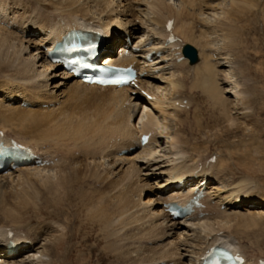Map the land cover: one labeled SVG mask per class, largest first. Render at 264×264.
<instances>
[{
	"label": "bare ground",
	"instance_id": "1",
	"mask_svg": "<svg viewBox=\"0 0 264 264\" xmlns=\"http://www.w3.org/2000/svg\"><path fill=\"white\" fill-rule=\"evenodd\" d=\"M16 1L0 0V68L3 65L7 66L15 73L14 79H12L13 80L12 83L15 84L16 82L18 87L19 85L26 86V88L36 91L38 93V96L33 95L34 98L30 97L29 91H28L29 93H26L27 91H23V90L15 91V87L13 88L12 85H6L0 88V105L2 106L3 101H6L8 103V106L11 107L15 106L14 109L15 112L16 110H20L21 112H23V110L25 111V109H30V110L38 109L39 107H43L42 103H45L46 102L45 100H47L48 98L47 96H45L46 93L45 91L47 89L46 87L51 85V84L48 85L47 83L48 78L53 79L54 77L55 78L61 77V79H64L65 81H72V84H70L71 85L70 93L67 94L65 99H62L60 102L63 104V106L66 108L67 111L63 110L64 108L62 109L60 107L63 111L60 110L58 112L56 110L57 114L54 116H51V114H53L54 111H51L50 116L41 115L40 117H36L33 115L35 113L30 114L31 116L33 115L32 118H30L32 123L37 124L40 121L42 123H44L43 121H46L48 123L49 120L54 119L56 120V123L58 121H62L60 123L65 124L60 126L61 127L59 128L60 131L59 129H56L59 131L58 135L60 137L57 139H56V135H57L56 130L51 128L55 131L56 140L54 142H50V143L48 142L49 144L52 145L53 148L50 145L47 146L52 148V150L50 148H48V150L46 151L35 150L36 152H42V153L47 152V153H53L55 155L59 154L58 161L49 167H38L32 164V165L19 166L13 170L8 171L5 174L4 173L0 174V185L5 184L6 182L8 183V181L12 182V180L10 179H13L15 181L22 180V182L23 181L27 182V184L28 183H30L31 185L33 184L32 187L38 185V188L36 187H34L35 189L33 188V190L36 192L37 195L39 194L40 191H45V192L48 191L50 194H52V198H51L52 200H50L49 198L43 199L44 200L43 204L45 206L42 205L41 207L44 209L47 208L51 209L52 213H54L57 210L56 213L58 218L57 229L53 233L48 235L47 238L46 237L42 238L39 237V233L43 232L42 228H40L37 231L31 226L30 228L29 225L26 227L24 226L26 224L24 222H28V224H30L28 219H25V216H20V213L15 214L14 212H12L13 210L12 211L4 210L0 212V264H32L33 261H35L33 262V264H43L45 260V255L43 254L44 249H42L43 250L42 252H38L36 250L39 249V247H41L42 245H45V243L49 240H52L51 242L52 248H60L63 250L61 251L62 255L63 254L66 255L67 243H68L67 237L69 231L72 230V228L70 229L68 226H71V224L69 225V223H72L73 221L70 219L71 220L70 222H67L68 220L67 221L62 220L63 223L60 222L59 217L62 215L63 210L59 207L61 201L64 200L63 198H61L62 193L64 194V197L68 196L71 199L69 201H75L76 199H78L81 200V202H83L84 200L83 196H87L85 195V193L87 192H84L83 190H79V191H77V189L75 190L73 187V183H71V180L73 178H77L78 175L76 172L77 169L76 171L72 169L75 166L72 165L73 163H71L72 161L70 160L72 155L76 156L73 154L74 152L73 149H78V148H80L81 150L83 149L85 151V155L88 154V156L86 157L87 159L90 155L94 156V153L96 154L95 150L98 151V154L101 153L103 156H105L106 154H104V152L110 148L108 146L104 147L102 145L103 144L102 140L104 139L105 136L108 135L107 130L109 129V127L108 128L102 127V125L105 123V120H107L108 118L107 117L96 118V116L93 115L94 120H91L87 123H76L75 122L77 120L75 116L76 114L74 115V113L71 111V105H69L70 106L69 108L67 107L68 102L70 103V101L72 100H77L74 99V95L76 98L85 101H90V100L93 101L95 100V98L108 97V99L113 100L115 102L114 104H118L120 106L125 105L124 110L127 113L126 116L127 123L125 124L126 128L125 127L123 128V132H122L123 135L118 133H113L117 135L122 142H120L119 144H114L113 146H115V148L121 147V149H126L125 156L122 155V161H124V165L128 164V166L126 167L128 174L126 180H128L129 178L133 179L135 176L137 178L139 177V174L142 171H145L143 175L146 180L148 179V177H150L149 176L150 174L151 175L155 174L157 175V177L163 178V181L158 184L154 197H151L149 195L146 196L147 198L145 197L142 198L141 194L143 193L144 190L141 189L139 194L140 199L137 205H135L134 202L133 204L130 203L131 204L130 206H126V207L123 206L122 208L125 209H123L124 211H122L121 213L128 216L129 212L134 210L133 208L137 209V207L139 208V206L146 205L147 206L146 208L143 207L144 209L147 210L146 213L143 212L141 209L140 210L146 214L147 221L148 219L150 220L148 221L150 222V225L147 224L149 225V229H153V231L160 230L161 231L160 236L163 239H167L168 237L174 234L176 235L174 239L167 241V243H163L161 245L159 244L160 247L165 246V248L163 249V251L166 250L165 254L167 253L166 254L167 257L165 258H168L169 255L170 256L174 255L173 257H175L176 255V259L178 258L176 264H200L201 257L205 254L206 250L212 245L227 246L235 251H239L242 253L240 246H238L234 242V239L231 238L232 236L224 232L225 230L229 231L232 225L231 220L235 219V217L236 218L239 217L240 219H243V221L245 219L250 220L251 223H253L254 220H256L257 218H264V199L254 198V196L250 194L248 187H246L247 189H245L244 191H242V189L239 188L240 185L242 184L247 186L246 183L244 182L249 183V181L244 180L246 177L243 180H241L242 178H240L241 182L239 181L236 187L234 186V188H232L231 190L229 188L228 190H226L229 182L224 181L227 184L221 185L222 178L220 179V175L218 174L217 171L215 172L211 171V173H208V171L205 169L195 170L194 167L195 164L193 161L195 158L192 159L193 156L191 158L188 157L189 156L187 155L188 152L185 151L188 148H185L184 150V148L182 149V146L180 145L182 139H184L180 137V130H178V126L182 125V121H180L177 118L178 111L180 110L181 107L179 105H175V103L176 101L181 102L184 98L182 97L180 99L175 94V91L178 90L181 92L180 88L183 87V83L181 81L182 78L180 77H184L186 75L183 73L184 69L182 68L188 63H187V59L181 58L182 53L180 52V50L179 51L176 50L175 47L176 45H178V36L182 35L185 39L190 38L189 37L190 23L188 18L189 17L191 18V13L185 12V11L188 12L186 6L183 4L180 5L175 10L176 13H170V12L166 13L163 18L164 20L163 21L161 16H159L160 13L162 12L161 6L166 4L168 5V3L163 2L161 0H125L127 2L126 4L127 7L125 4L124 5L121 4L122 0H119L118 4H115L116 0L115 1L114 0H53L52 4L47 0H33V1L30 0L27 3V5L20 4L23 2L22 0H18L17 2ZM238 1L240 2L241 0H229L228 1L230 6L229 8L231 9L236 7ZM130 3L131 4L135 3V5L136 4L144 5L145 9L143 8L132 12L133 7L130 6ZM217 4L221 5L220 3ZM51 7H53V10L47 12V10ZM217 14L220 13L218 12L200 13L201 18L206 22L209 20L210 26H213L210 35L216 34L220 31L221 33L222 31L223 32L226 31L225 29L229 25V21H225L224 16L220 24L219 22L221 21V15L219 17V15ZM128 17L130 18L127 19ZM169 20L172 22V25L170 26L169 31H167L165 30V25ZM80 26L90 28L91 30L101 31L103 38H105L106 36L108 43V47L105 50L106 55H103L99 63L102 65L108 64L110 62H114L116 64H122V65L133 64V66L138 68L139 70L140 76L138 79V84L142 89L146 90L150 94L152 99H148L146 96L142 95L140 93V90L136 88H129V87L119 88L113 86L100 88L98 86H88L86 84L81 83L77 79H74L71 75L63 72L58 65L50 64L47 61L46 59L47 46L50 48L53 42L52 40L56 36L57 37L62 36L66 31L71 30L72 27H80ZM11 29H15L17 33L12 32ZM164 33L166 34V37L164 39L163 38L161 39V36H164ZM122 34H124V36ZM126 35L130 36L132 42L131 45L128 42H126V40H124ZM169 35H172L174 38V41H170L172 42L170 44H168L166 41ZM223 42L225 43L228 41L223 40ZM227 46L229 45L227 44ZM116 48L117 51H115ZM125 49L129 53L128 55L123 56L122 52L125 51ZM114 52L120 53V56L114 58L113 57ZM215 55H217V53ZM198 56H199V62L193 65L194 67L192 66L191 69L192 68L194 69V74L196 75V77L201 78L205 86L204 92H208L209 93L208 96H211L215 104L219 107V109L217 110H219L220 120L222 122H226V124L234 125L236 123L234 122L236 121V116L234 117L232 113H236L237 115L241 114V117L239 118H245V120H247L246 118H251L253 116V111H255L253 105L255 103V98L257 97H254L253 92L252 93L250 92L251 90L250 91L234 90L233 92H231V89L234 88V86L236 88L240 86L239 80L234 79V74L232 73L233 66L228 64V62L227 63L216 62L213 60L214 58H211L213 55L211 56V54L205 53L203 51L198 52ZM220 66L227 67L228 69L227 70L217 69V67ZM150 80H153L154 82ZM218 83H225V84L229 83L228 85H231V87L233 85L234 86L232 88L227 89L218 86ZM60 85H62L61 81L56 85L53 84L51 87H58ZM238 88L240 89V87ZM17 89H21V88H17ZM224 92L233 93V100H228L227 98H223L222 93ZM21 102H25V104H27L30 107L24 109L23 107L20 106ZM128 109H131L130 112L128 111ZM28 112L30 111H27V113ZM130 119H132L133 121L130 122ZM4 120L6 121V119ZM20 120L24 121V119L23 120L20 119ZM86 124L89 125L87 126ZM31 125L33 126V124ZM0 126L2 127V124H0ZM168 126H172L171 129ZM245 126H244L245 129H247L248 125L246 123ZM1 127H0V132L4 133L5 129L3 130ZM242 127H243V123H242ZM110 129L112 128L110 127ZM148 132H151V136L148 140V143L143 146L140 145L141 134ZM8 135L9 134L4 133L5 138H11ZM43 136H45V134ZM162 136L163 137L166 136L168 140L164 141ZM26 137L25 138L14 137V138L22 142L26 146L29 145L31 146V144L29 145L27 144L29 143L28 142L29 140L27 142L23 140L26 139ZM66 138L68 139L73 138L72 140L73 142L70 141V143H68V141H66L67 140ZM51 139L53 140V138H50L49 140ZM33 145L36 144L33 143ZM97 145H100V147L96 148ZM167 145L168 147H166ZM131 148H135V150L132 151L130 150ZM166 148H168L169 150L164 152ZM121 149L115 152L116 156L120 157L119 154ZM160 158H163V160H160ZM92 159L93 157L91 158V160ZM91 162L92 161H90L89 159V162L87 161V164ZM101 162L99 163L98 161L94 160V162H92L94 164L93 168L96 167L97 169L99 168L101 169L103 164V163L101 164ZM166 162H169V164L167 165L169 167L162 168L166 166V165H162L163 163ZM221 164H224V162L221 161ZM124 165L121 166L122 167L121 169H123ZM84 168H87V166L85 165ZM88 168L90 169V167ZM218 168L221 170L220 167ZM102 169L104 171V168ZM50 170L54 172L50 174L49 173ZM72 170L74 172L70 173ZM95 171L97 170L95 169ZM221 172L223 171L221 170ZM78 173H82V172H78ZM105 173L109 174L111 173V171L106 170ZM98 174H100L99 171ZM92 175L93 174H91L90 177ZM101 176L99 175V177ZM104 177L103 179H105ZM205 180H207L206 183L208 185L205 188L208 187V190L206 191L207 193L206 198L203 199V204H205V201L207 202V209L205 211L203 209H195V212H193L194 214L185 217L183 219L171 218L164 209L163 206L164 202L180 199L179 202L181 203V205H183L185 200L189 196H191V193L189 194L190 189H188L187 187L193 189L197 186H200L201 184L199 183L204 182ZM75 182H77V180H75ZM146 182L148 181H145V183ZM233 182L235 183L236 180ZM178 183L186 186V188L178 187ZM16 184L18 185V182L17 183L15 182L14 185ZM4 189H6V187ZM14 189L16 188L14 187ZM89 199L92 200L91 198ZM109 199L110 198H108L107 200ZM99 200H101V198H99ZM222 205L224 206L223 210H221L220 208ZM39 206L40 205H38V207L35 208L34 210L33 208H31V211L35 212L36 214L39 213L38 211ZM106 206L107 205L104 204L102 208L96 209V211H98V214L94 211L93 214H96L95 217H97V220L103 223L102 228L100 230L103 231L102 232L103 237L105 239H108V237L114 235L115 232H112L111 230L113 224L112 218L111 219L105 218V216L109 217V215L106 214L108 208ZM242 209L243 210L245 209L246 212L248 213L240 212ZM141 211L139 212L141 213ZM26 213H28V210L26 211ZM121 213L118 214L119 218L120 217H123L124 219L128 218L123 215L121 216L120 215ZM202 213L204 214L202 215ZM136 214L137 213L134 214L132 213L133 217L137 216ZM210 216H213L212 219L210 218ZM92 217L89 220L92 221ZM130 217L131 216H129V219ZM103 218H105L104 221L101 220ZM137 219L142 220L144 219V216L140 215ZM133 220L135 219L133 218ZM144 226L145 224L141 227ZM8 228H10L11 230L16 229L20 231L19 234L17 233L14 234L12 240L13 242H16L18 245L21 246L20 249L22 251L20 250H19L20 252L19 251L11 252L10 250L8 251L7 246L9 245V243H8L7 234H5L7 233ZM22 231H25L26 233L29 232V234H23ZM120 231L121 230L119 229V232ZM71 235H73V233ZM152 236L153 235H151V237ZM38 237L41 238L40 240L42 241L44 240V241L43 243H39L38 248H35ZM156 237L159 238L158 236ZM34 248H35V253L26 255L27 256L26 258H21V259L16 258L20 254H26V252L30 253V251H32V249ZM171 250L173 251L171 252ZM67 256L68 254L65 256L64 260H66ZM144 264H151V263L148 261V263H144ZM245 264H258V259L257 262L254 260L252 261L246 260Z\"/></svg>",
	"mask_w": 264,
	"mask_h": 264
},
{
	"label": "rangeland",
	"instance_id": "2",
	"mask_svg": "<svg viewBox=\"0 0 264 264\" xmlns=\"http://www.w3.org/2000/svg\"><path fill=\"white\" fill-rule=\"evenodd\" d=\"M22 1L24 3L23 2L22 3L18 2V3L27 5V3L30 0H22ZM47 1H49L52 4L53 0H47ZM161 1L168 3V5L166 4L167 6L166 5L161 6V11L163 13L161 12L159 16H161L162 20L166 13L169 12L176 13L175 10L182 4L185 5L188 10V12L187 11L185 12L191 13V18L190 17L188 18L190 23V30H189L190 38L185 39L182 35L178 36V45H176L175 48L181 46L182 43L188 42L191 43L195 48L197 47L196 49L198 52L203 51L205 53L211 54V56L214 54L211 58L215 57V59H217V61L220 63L228 62V64L233 66L232 73L234 74V79L239 80L240 86L238 87H240V89L238 87L236 88L234 85H233L234 88H232L233 86L231 87V85H228L229 83L226 84L218 83V86L227 89L232 88L231 92H233L234 90L235 91L251 90L250 92L251 93L253 92L254 97L258 98V99L255 98V103L253 105L255 111H253V116L251 118H246L247 120H245V118H239L241 117V114L237 115L236 113H232L234 117L236 116V121H234L236 123L234 125L226 124V122H222L219 118V110H217L219 109V107L215 104L212 97L208 96L209 93L204 92L205 86L201 78L196 77V75L194 74V69L193 68L191 69L192 66L186 64L182 68L184 69L183 73L186 75L184 77H180L182 78L181 81L183 83V87L180 88L181 92L178 90L175 91V94L180 99L182 97L183 98L186 97V99H188V105L191 104V107L189 109L183 111L182 109L184 108H180V110L178 111L177 118L180 121H182V125L178 126V130H180V137L185 139V141L184 139H182L183 144L182 142L180 143L182 149L184 148L185 150V148H188L189 150L188 149L185 150L186 152H188V154L186 153L187 155H189L188 157L191 158L193 156L192 159L195 158L193 160L195 164L194 165L195 170L205 169L208 171V173H211V171L212 172L217 171L218 174L220 175V179L222 178L221 185L223 184L225 185L227 184L226 182H229L228 184L229 187L226 185L227 186L226 190H228V188L231 190L232 188H234V186L236 187L239 181L241 182V180H243L246 177L247 179L245 178L244 180L249 181V183L243 181L244 183H246L247 186L242 184L240 185L239 188H241L242 191H244L245 189H247L246 187H248L250 194H252L254 198L264 199V0H244V1L241 0L240 2L239 1L237 2L236 7L231 9L229 8L230 7L228 3L229 0H199V1L187 0L188 2L186 0H161ZM115 2H116L115 4H118L119 0L118 1L116 0ZM217 3H220L221 5H218ZM121 4L126 5L127 2L125 0H122ZM130 6L133 7L132 12L143 8L145 9V6L141 4L135 5V3L134 4L130 3ZM52 10L53 7L49 8L47 12H50ZM201 12L220 13L217 14L219 15V17L221 15V21L219 22L220 24L224 16V20L229 21V25L225 29L226 31L224 32L222 31V33L220 31L218 32L220 34L216 33L210 35L213 26H210L209 20L207 21L208 22L207 23L201 18L200 16ZM225 17L228 20H226ZM129 18L130 17H128L127 19ZM11 31L16 32L15 29H11ZM220 35H222L223 37ZM165 37L166 34L164 33V36H161V39L162 38L164 39ZM223 40H226L228 42L224 43ZM229 41L231 44L229 43ZM226 43L229 46H227ZM179 48L177 49L178 51L180 50ZM215 52L217 53V55H215L216 54ZM217 69L227 70L228 68L220 66L217 67ZM14 74L15 73L7 66L5 65L1 66L0 88L6 85H12L13 88L15 87V91L23 90V91H27L26 93L29 92L32 93V94L29 93L30 97H33V95L38 96V93L36 91L26 88V86L19 85L18 87L16 82L15 84L12 83L13 82L12 79H14L15 76ZM60 81L62 85L58 87H51L53 84L56 85ZM150 81L154 82L153 80ZM47 83L48 85L49 84L51 85L46 87L47 89L45 92L47 94L45 92L43 93H45V96H47L48 98L47 100H45L46 102L44 101L45 103H42V104L49 103V106L47 108L39 107L38 109H33V110L24 108L25 111L21 109L23 110V112H21L20 110H16L15 112L14 110L15 106L12 107L8 106V103L6 101H3L2 106L0 105V124H2V127L1 126L0 127L3 130L5 129L6 132L4 131V133L9 134L8 136H12V137L25 138L27 136L28 138L26 137V139L23 140L26 142L29 140L28 141L29 143L27 144L28 145L31 144V146L35 150H46V149L48 150V148H50L48 147L49 145L52 147V145L49 143L54 142L57 138H60L58 135L60 131L59 128H61L60 126L65 125L64 123H60L62 121H58L56 123V120L54 119L49 120L48 122L49 124L46 121H43L44 123L40 121L36 124V123H32L30 120V118H32L33 115L36 117H40L41 115L50 116L51 111H54L55 114L54 113L51 114V116H54L57 114V111L59 112L63 108H64L63 110L67 111L66 108L63 106V104L60 102L62 99H65L67 94L70 93L71 91L70 84H72V81H65L64 79H61V77H56V78L54 77L53 79L48 78ZM17 88H21V89H17ZM52 95L56 97H53ZM222 97L227 98L228 100H233V93L224 92L222 93ZM74 99L77 100H72L70 101V103L68 102L67 107L69 108L70 107L69 105H71V111L74 113V115L76 114L75 115L77 119L75 121L76 123H87L91 120H94V116H96V118L107 117L109 120L106 118L107 120H105V123L103 124L104 126L102 125V127H107V128L109 127V129L107 130V134H113V133L122 134L123 128L124 127L126 128L125 124L127 123L126 121L127 113L124 110L125 105L120 106L118 104H114L115 102L113 100L108 99V97L95 98V100L93 101L91 100L85 101L76 98L74 95ZM255 105L256 106L258 105L257 108ZM130 110L131 109H128L129 112ZM27 111L30 112L27 113ZM32 113L35 114L31 116L30 114ZM19 118L22 120L24 119V121H21ZM4 119H6V121ZM132 121L133 120L130 119V122ZM241 122L243 123V127ZM245 123L251 129H249L248 126L247 129H245L246 127ZM31 124H33V126ZM51 125L54 126L52 127ZM86 125L88 126L89 124ZM110 127L112 129H110ZM168 127L171 129L172 126H168ZM51 128H53L54 130L59 129V131L56 130V134H57L56 139H55V131ZM44 134L45 136H43ZM50 138H53V140L52 139L49 140ZM66 139L65 140L68 141V143H70V141L73 140V138H69L70 140L68 138ZM163 139L164 141L168 140L166 136H164ZM43 140L46 141L44 142ZM32 142L36 145H33ZM40 142L44 145H42ZM113 145L114 144L109 145L110 148L104 152V154H106L105 156H103L101 153L98 154V151L95 150L96 154L94 153V156L90 155L87 158L88 160L86 159L88 154L85 155V151L83 149L82 150L80 148H78L79 150L73 149L74 152H76V154H74L76 156L72 155L70 160L72 161L71 163H73L72 165L75 166L72 169L74 171H76L77 169L76 172L78 175L77 178H73L71 180V183H73V187L75 190L77 189V191L83 190L84 192H87L85 193V195L87 196H83L84 198L83 202H81V200L78 199H76L75 201H69L71 199L68 196L64 197V194L62 193L61 198H63L64 200L61 201L59 207L63 210L62 215L59 217L60 222L63 223L62 220L64 221L68 220L67 222H70L71 220L73 221L72 222L73 224L69 223V225L71 224V226H68L70 229L72 228L71 231L73 235H71L72 233L71 231H69L67 237L68 243H67V252H66V255L68 254V256L66 260H64L66 255L65 254L62 255L61 253V251H63L62 249L51 247L52 240L47 241L45 245L39 247V243H43L44 241V240L43 241L40 240L41 238L39 237L47 238L48 235H50L57 229V221H58L56 214L57 210L54 213H52L51 209L48 208L44 209L41 207L42 205H44L43 199L49 198L50 200H52L51 199L52 194H50L48 191L46 192L40 191L39 194L37 195L36 192L33 190V188L34 187L38 188V185L32 187L33 184L32 185L30 183L27 184V182L24 181L22 182V180H19L21 181L19 182L10 179L12 180V182L8 181V183L6 182L5 184L0 185L1 186L0 212L4 210H8V211L13 210L12 212H14L15 214L20 213V216H25V219H28L30 224H28V222H24L26 223L24 225L25 227L29 225V227L31 226L37 231L40 228L43 229V232L39 233L37 244L35 246V248L39 247V249L36 250L38 252H42L43 251L42 249H44L43 254L45 255V260L43 264H144V263H148V261L151 264L177 263L178 258L176 259V255L175 257H173L174 255L171 256L169 255L168 258H165L167 257L166 256L167 253L165 254L166 250L163 251L165 246L160 247L161 244L167 243V241L174 239L176 235L174 234L168 237L167 239H163L160 236L161 235L160 230L153 231V229H149L150 222L148 221L150 220L148 219L147 221L146 219L147 216L145 214L147 210L144 209L147 207L146 205L139 206V208L137 207V209L133 208L134 210L129 212L128 216L121 213L122 211H124L123 209H125L122 208L123 206L124 207L130 206L134 202H135L134 204L137 205L140 199L139 194L141 189L144 190L142 193L143 195L141 194L142 198L144 197L147 198L146 196L149 195L151 197H154L158 184L163 181V178L157 177V175L155 174L154 175L150 174L149 175L150 177H148V179L146 180L143 175L145 171H142L139 174V177L136 178L135 176L133 179L129 178L128 180H126L128 176L126 167L128 166V164L124 165V161H122V155L125 156V154H119L120 157L116 156L115 152L121 149V147L115 148V146ZM166 147H168V145ZM52 148L50 149L52 150ZM76 150L78 151V154ZM168 150L169 149L166 148L164 152ZM211 154H216L218 156L216 157L215 160L216 163L215 162L209 163L207 161V159L210 157L209 155ZM92 157L93 159L91 160ZM89 159L92 162H94V160L98 161L99 163L102 161L101 164L102 163L103 164L102 167L100 166L101 169L99 168L100 169L99 170L96 167L93 168L94 164L92 162L87 164V161L89 162ZM160 160H163V158H160ZM220 160L223 161L225 165L221 164ZM168 164L169 162L163 163L162 165H166V166L162 168L169 167L167 166ZM85 165L87 166V168H84ZM122 165H124L123 169H121ZM88 167H90V169ZM218 167H220L223 172H221V170ZM102 168H104V171ZM95 169L97 171H95ZM73 170L70 173L74 172ZM106 170L111 171V173L106 174L105 173ZM98 171L100 174H98ZM53 172L54 171L52 170L49 171L50 174H52ZM78 172H82V173H78ZM91 174H93L92 176L95 177L92 176L90 177ZM99 175L102 176L99 177ZM103 177L105 179H103ZM240 178L242 179L240 180ZM75 180H77V182H75ZM235 180L236 182L234 183L233 181ZM14 181L16 183L18 182V185L17 184L14 185L15 184ZM145 181L148 182L145 183ZM5 187L6 189H4ZM14 187L16 189H14ZM16 197H18L19 199ZM89 198H91L92 200H90ZM99 198H101V200H99ZM108 198L110 199L107 200ZM104 204L107 205L106 207H108L106 214L109 215V217L105 216V218L107 219L112 218L113 224L111 230L112 232H115V234L112 235L111 237H108V239H105L103 237V233H102L103 231L100 230L102 228L103 223L97 220V217H95L96 214H93L94 212L98 214V211H96V209L102 208ZM38 205H40L38 210L39 213L36 214L35 212L31 211V208H33L34 210L35 208L38 207ZM140 209L145 213H143ZM27 210L28 213H26ZM139 211H141V213ZM240 212L245 213L246 210L242 209ZM89 213L91 216L89 215ZM119 213H121L120 214L121 216L123 215L128 218L124 219L123 217H120L122 218L120 219L118 216ZM132 213L133 214L137 213L136 214L137 216L133 217ZM140 215L144 216V219L138 220L137 218ZM129 216H131L130 217V219L132 218L131 220L129 219ZM91 217H92V221L89 220ZM212 217L213 216H210L211 219ZM105 218L101 220L104 221ZM133 218L135 220H133ZM233 220H235L236 223ZM233 220H231L232 225L229 231L225 230L224 233L230 234L232 236L231 238L234 239V242L238 246H240L242 254L244 253L246 260L249 261L254 260L257 262V259H259L260 256L261 258H264V218H257L256 220H254V222L252 221L253 223H251V221L247 219L243 221V219H240L239 217L238 218L235 217V219ZM144 224L145 226L147 224L149 225H147L146 228L145 226L141 227ZM119 229L121 230L120 232ZM12 231L14 232V234L16 233L19 234L20 232L16 229ZM22 232L23 234H29V232L28 233H26L25 231ZM151 235L153 236L151 237ZM156 236H158L159 238H157ZM35 248L32 249L30 253L26 252V254H20L16 258L18 259L26 258L27 257L26 255L35 253ZM172 251L173 250H171V252Z\"/></svg>",
	"mask_w": 264,
	"mask_h": 264
},
{
	"label": "water",
	"instance_id": "3",
	"mask_svg": "<svg viewBox=\"0 0 264 264\" xmlns=\"http://www.w3.org/2000/svg\"><path fill=\"white\" fill-rule=\"evenodd\" d=\"M183 53L185 56H187L190 59V63H194L197 60V52L195 48H193L191 45L187 44L185 45L183 49Z\"/></svg>",
	"mask_w": 264,
	"mask_h": 264
}]
</instances>
